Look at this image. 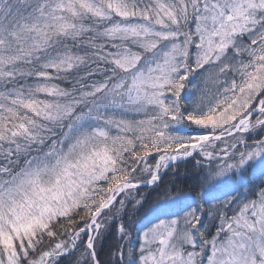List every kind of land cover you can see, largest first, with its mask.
Here are the masks:
<instances>
[{
	"label": "snow or ice",
	"instance_id": "snow-or-ice-1",
	"mask_svg": "<svg viewBox=\"0 0 264 264\" xmlns=\"http://www.w3.org/2000/svg\"><path fill=\"white\" fill-rule=\"evenodd\" d=\"M0 264H264V0H0Z\"/></svg>",
	"mask_w": 264,
	"mask_h": 264
},
{
	"label": "trees",
	"instance_id": "trees-1",
	"mask_svg": "<svg viewBox=\"0 0 264 264\" xmlns=\"http://www.w3.org/2000/svg\"><path fill=\"white\" fill-rule=\"evenodd\" d=\"M181 179H182V177H181Z\"/></svg>",
	"mask_w": 264,
	"mask_h": 264
}]
</instances>
